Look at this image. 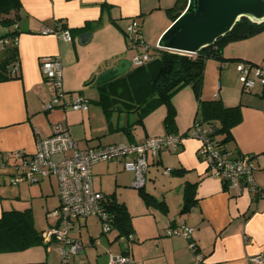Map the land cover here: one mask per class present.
<instances>
[{
    "label": "crops",
    "instance_id": "obj_1",
    "mask_svg": "<svg viewBox=\"0 0 264 264\" xmlns=\"http://www.w3.org/2000/svg\"><path fill=\"white\" fill-rule=\"evenodd\" d=\"M175 1L21 0L22 7L19 10L18 33L13 45V53L6 52L4 43L0 41L2 46L0 62L10 55L12 65H18V78L0 82V154L17 150L34 152L37 138L49 136L52 125L59 123L62 118H65L64 122L67 123L71 136L78 142L80 148L118 143L110 140L104 142L90 140L95 139L92 138L94 135L98 138L106 135L108 130L123 132L127 139L122 140L124 142L167 134L161 127V121L155 126L151 118H144L145 134L141 135H137L136 125L131 126L130 130L127 128L137 118L130 120L128 117V120L121 125L120 111H114L108 119L102 107L95 102L99 98V90L94 78L112 67L117 60L131 59L132 56H128L126 51L128 47L126 27L131 19H137L141 24L147 44L158 42L172 23L162 10L166 11L167 8L172 7ZM44 27L68 28L71 39L65 40L55 33H43ZM87 32L91 33L90 38L86 42H81L80 36ZM98 46L102 48L101 51H90ZM223 55L225 58L251 61L264 69V30L247 39L228 43L223 49ZM44 57H58L62 63V84L65 95L54 110L44 108L45 104L56 95L53 81L44 77L42 72ZM216 61L220 63L219 72L222 74L229 61ZM234 62L237 69L239 61ZM93 80L94 83H91ZM258 85L260 88L256 91H246L241 87V92H236L234 95L229 91L221 92L222 94L211 91L203 97L221 99L225 106L241 105L242 121L232 129V139L226 143L225 149L233 158L244 155L252 158L255 167L254 188L239 191L212 176L207 164L200 159L201 143L195 138L184 137L177 150L166 148L156 157L148 156L149 167L144 190L156 201L147 204L144 200L145 208L140 206V214H136L130 204L120 197L118 191V187L128 186L130 179L135 177L134 173L123 169L120 161L106 162L107 170L112 168L113 164L119 169L115 179L117 187L110 194L97 189L93 182L94 188L110 199L123 203L132 216L134 229L132 236L135 238L137 235L139 240H148L151 244L150 251L144 254L134 253L135 248L130 245L129 253L136 260V264H251L248 262V257L264 253V86L257 84L256 87ZM90 87L94 90L91 94L96 95V98L89 97L88 100L101 108L108 128L107 132L99 131L94 134L93 130L80 134L77 131L79 122L73 120L71 115L75 111L72 112L65 107L67 102L75 98V92L83 97ZM184 99L186 101L184 110L187 112L188 120L184 125L176 121L175 132L182 136L190 132L198 109L197 99L190 91L185 93ZM80 111H82L81 121L91 126L93 123H98L96 120L99 113L95 108L89 105L87 110ZM116 113H118L117 120L114 123L113 117ZM47 117L50 119L47 120ZM80 138L86 141L85 146L81 145ZM100 164L99 162L92 166V180L94 174L104 173L105 169L99 167ZM154 165H161L165 170L159 188L152 185L156 180L150 176ZM168 168L172 171L166 173ZM147 177L149 186L152 185L153 188H146ZM43 180L32 184L21 183L11 191L4 186L8 183L1 175L0 216L6 210L31 208L33 211L34 200L45 195V192L35 185ZM188 183H197L196 203L189 212L182 214L180 210L184 202L183 191ZM57 195L58 204L54 209L47 210L48 215L59 206V187ZM137 215L146 216L148 219L142 227L134 219ZM92 217L75 220L72 234L81 240L83 248L77 256L69 258L65 264H86V259L89 264L100 263L98 246L105 247L106 243L100 237L89 236L86 241L81 237V230L88 228ZM56 223L57 220L54 223L48 222L47 227ZM183 225L195 229L192 240L196 243L197 252L203 257L202 261L196 260L195 252L189 248L188 239L166 233V229L170 226ZM76 229L79 230L78 236L74 234ZM102 234L107 235L109 245L118 242L120 253L125 251L116 229L113 228L111 232H102ZM40 248L45 249L46 257L32 251ZM53 249L57 251L55 243H52L49 249L41 244L23 251L2 252L0 264H64L59 255L49 259L48 255Z\"/></svg>",
    "mask_w": 264,
    "mask_h": 264
},
{
    "label": "built area",
    "instance_id": "obj_2",
    "mask_svg": "<svg viewBox=\"0 0 264 264\" xmlns=\"http://www.w3.org/2000/svg\"><path fill=\"white\" fill-rule=\"evenodd\" d=\"M43 33H55L59 37L70 40L68 28H42ZM126 36L132 48L136 50L130 59L132 66H140L152 60L153 55L145 42L141 24L133 19L127 26ZM7 42V40H4ZM44 77L54 82L58 95L54 96L44 108L51 109L59 105L65 92L62 84V63L58 57H44L42 61ZM18 70V65H12V72ZM240 81L244 90H253L257 84L264 86V69L259 65L239 61L237 63ZM90 101L82 96L74 98L70 107L74 110H87ZM184 137H192L201 143L200 159L205 162L211 175L220 179L228 187L242 191L254 188V163L249 155L238 158L231 157L223 151L216 141L211 139L209 129L195 123L192 130L182 136L176 133L147 136L134 142H118L99 147L80 148L78 142L71 136L66 122L52 125V132L47 137H38L34 152L17 150L0 154V176L10 185L21 183H37L45 178H55L59 187V206L50 214L57 218V223L41 231L43 244L47 249L56 244L61 253L63 263L77 256L82 248V242L72 234L75 220L89 216L100 219L104 233L113 230V215L110 213V197L96 190L92 180V166L99 162L117 160L123 163L124 169L134 173L132 186L143 188L149 167L148 156L156 157L162 149L177 150ZM170 168L166 173L171 172ZM195 229L190 226L168 227V235H176L189 240V248L195 252L197 261L203 257L197 252L196 243L192 240ZM120 241L125 245V251L118 256L110 253V264H136L129 253L133 236L122 235ZM251 264H264V253L248 257Z\"/></svg>",
    "mask_w": 264,
    "mask_h": 264
},
{
    "label": "trees",
    "instance_id": "obj_3",
    "mask_svg": "<svg viewBox=\"0 0 264 264\" xmlns=\"http://www.w3.org/2000/svg\"><path fill=\"white\" fill-rule=\"evenodd\" d=\"M189 0H176L166 12L172 23L181 15ZM21 0H0V41L5 45L6 52L13 53V45L18 33L19 10ZM171 23V24H172ZM264 30V21L254 22L242 17L229 33L217 39L213 44L189 55L182 63L179 52L154 47L151 61L132 67L123 75L103 84H97L99 104L106 116L114 111L136 113L138 118L134 124H143L144 118L158 106L165 104L167 113L164 119L166 133L176 132V108L172 102L173 95L185 86H190L198 102L195 123L205 125L209 129L211 139L226 151L225 145L232 139V129L242 121L241 105L225 106L221 99H204L202 88L206 63L209 59L219 61H243L257 65L251 61L237 58H225L224 47L231 42L252 37ZM7 40V42H4ZM130 44V43H129ZM13 61L10 55L0 62V82L18 78L12 72ZM94 83V80L91 82ZM243 89V88H242ZM244 90V89H243ZM182 171V170H179ZM197 183H188L183 191V205L180 213L184 214L196 203ZM140 193L147 204L155 198L144 190ZM110 213L113 215V228L118 236H129L133 233L132 216L123 203L110 199ZM43 244L41 231L35 226L31 208L24 210H6L0 216V253L23 251L30 247Z\"/></svg>",
    "mask_w": 264,
    "mask_h": 264
},
{
    "label": "rangeland",
    "instance_id": "obj_4",
    "mask_svg": "<svg viewBox=\"0 0 264 264\" xmlns=\"http://www.w3.org/2000/svg\"><path fill=\"white\" fill-rule=\"evenodd\" d=\"M162 13L165 15V17H168L165 10H162ZM132 20L133 19H131L130 22ZM4 31H5L4 28H0L1 33H3ZM157 43L158 42H155V41L154 42H148L149 50L151 52L154 51V47L157 46ZM1 48H2V46L0 45V49ZM101 50H102V48H100L98 46V47H95L94 49H92L90 51H101ZM126 51L128 52V56H130V57L131 56L133 57V55L135 54V49H132L131 45L129 44V41H128V47L126 48ZM219 64L220 63H218L215 59H209L208 60V62L206 64V68H205L206 71H205V75H204L202 97H204L208 92H211V91H213V93H215V94H222L221 92L229 91L232 95L236 94V92L237 93L241 92L242 82L240 81L239 72L236 69L235 62L232 60L229 61L228 66L222 70L223 76L219 72V66H220ZM133 67H135V66H133ZM53 84H54V82H53ZM236 87H238L237 90H236ZM258 88H260L259 85L253 90L256 91V90H258ZM93 91L94 90H92L90 87L85 92L86 95H84L83 97H85L87 99H89V97L96 98V95L91 94ZM187 91H190L192 93V95L194 96L191 88L189 86H185V87L181 88L178 92H176L172 97L175 108H176L175 120L177 122H180V124H182V125H184L188 120L187 112L184 110L185 103H186V101L184 99V95H185V93H187ZM246 91H250V90H246ZM95 93H97V91H95ZM57 95H58V91L56 90V96ZM74 95H75V98L79 96V94H77L76 92L74 93ZM70 102H67V104H70ZM89 105L91 108H95L99 113V116H97V120H96L98 123H93L92 126L87 122L81 121L80 118H81L82 111L74 110V109L70 108L69 106L66 107L68 109H71L72 112L73 111L76 112V114H75V112H73V113L70 112V113L72 115V119L73 120L75 119L79 122L78 127H77V131L80 134H84L85 131H87L89 133L90 131H93V130H94L93 132H95L94 134H96V132H99V131L107 132L108 128H106L107 126L105 125V118H104V114H103L101 108L99 106H97L96 104L90 103ZM54 109H56V106L51 108V110H54ZM166 113H167V106L165 104H162V105L158 106L155 110L150 112L146 116V118H149V119L151 118L152 122H155L154 123L155 126H158V124H160V121H161V127L164 128V130H166V128L164 126V119H165ZM117 114L118 113H116L113 117L114 123L117 120ZM119 114L121 115L120 121H119L121 125L124 124L128 120V117L130 120H135L136 118H138L136 113L126 114L124 112H120ZM48 119H50V117H47V120ZM64 121H65V118H62L61 121H59V123L64 122ZM134 125H136L137 135L145 134L144 124H134ZM194 126H195V121H193L192 127L189 131H191ZM92 138H95V139H90V140L96 141V142H99V140H103V142L106 140H110L111 142H114V141L121 142L122 140H124V141L127 140L126 135L123 132H120V130L110 131V132L108 130V133L106 135H102L99 138L96 135H94ZM81 139L82 138H80L81 145L85 146L86 141L81 140ZM124 141H122V142H124ZM100 163L101 164L99 165V167H104L103 169H105V171L102 175L101 174H94L93 182H94L97 189L103 191L104 193L110 194V193H112L114 188L117 187L116 183H115V179L119 173V169H117L115 167V164H113V165H111L112 168H108V170H107V164L108 163L107 164H106V162H100ZM156 166H158V167L156 168ZM121 167L124 169L122 162H121ZM164 171H165L164 167H162L161 165L152 166L150 176L153 177V180H156L155 184H154V181L153 182L151 181L152 185H155V188L161 187L160 184H161V179L164 178V175H163ZM132 181H133V178L130 179L127 187H118V191H119L120 197L125 199L128 202V204H130L133 211L137 212L136 214H140L139 213L140 212L139 211L140 206L142 208H145L146 203H145V201H144V199L140 193V189L132 186ZM148 182H149V179L147 177L146 188H150V187L153 188L152 185L149 186ZM35 185L40 190H43L45 192L44 196H40L39 198L34 200V202L32 204L36 227L38 229H44V228H47L48 222L54 223L57 220L56 217L48 215L47 210L54 209V207H56V205L58 204V195H57L58 194V184H57V180L55 178H51V179L46 178L43 181H41L39 184H35ZM4 186L6 187V189L11 190V191H13V189H15L17 187L16 185H10V184H6ZM134 219L140 225V227H142V225H144L148 220L147 217L143 216V215H137L136 217H134ZM89 222L90 223H89L88 228H83L81 230V237L84 241L89 239V236H93L95 238L100 237L101 239H103L104 243H106L105 244L106 246L101 247V248L98 246L97 253L99 255L98 258L100 259L99 264H107V263L110 264V253L115 255V256H118L121 254L120 249H119V244H118V242L114 243L113 245L108 244L107 235L102 234L103 227H102L100 220L97 217L93 216L92 218H90ZM74 234H76V235L79 234V230L76 229L74 231ZM113 234H115V233H113ZM135 238L133 237V241H131V243H130V245H132V247L135 248V251H133L134 253L137 252V253L144 254V253L150 251L149 247L151 246V244L148 240L147 241L143 240V239L139 240L137 235L135 236ZM124 247H125V245H124ZM93 248L96 250L95 247H93ZM109 250H111V251H109ZM32 251H36L35 253H37L38 255H44V257H46V255H47L45 249H43V248H40V250L34 249ZM54 255H59L60 258H62L61 253L56 251L55 249H53V251L51 253H49V255H48L49 259H50V257H52ZM94 255H96V253ZM102 258H103V261H101ZM85 263L89 264L88 259H86Z\"/></svg>",
    "mask_w": 264,
    "mask_h": 264
},
{
    "label": "water",
    "instance_id": "obj_5",
    "mask_svg": "<svg viewBox=\"0 0 264 264\" xmlns=\"http://www.w3.org/2000/svg\"><path fill=\"white\" fill-rule=\"evenodd\" d=\"M264 21V0H189L184 12L162 34L157 47L179 52L182 63L189 55L213 44L242 18ZM91 33H83L86 42ZM131 60L122 58L94 78L96 84L111 81L130 70Z\"/></svg>",
    "mask_w": 264,
    "mask_h": 264
}]
</instances>
